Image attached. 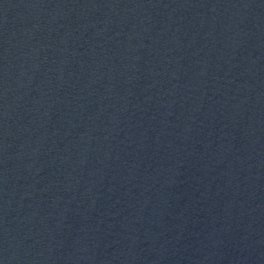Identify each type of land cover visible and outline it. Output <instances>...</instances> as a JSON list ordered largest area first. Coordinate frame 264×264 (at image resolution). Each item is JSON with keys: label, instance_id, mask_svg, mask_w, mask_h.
<instances>
[{"label": "water", "instance_id": "water-1", "mask_svg": "<svg viewBox=\"0 0 264 264\" xmlns=\"http://www.w3.org/2000/svg\"><path fill=\"white\" fill-rule=\"evenodd\" d=\"M0 264H264V0H0Z\"/></svg>", "mask_w": 264, "mask_h": 264}]
</instances>
